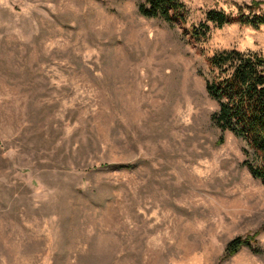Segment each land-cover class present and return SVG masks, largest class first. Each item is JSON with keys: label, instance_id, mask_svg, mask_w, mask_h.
<instances>
[{"label": "rangeland", "instance_id": "obj_1", "mask_svg": "<svg viewBox=\"0 0 264 264\" xmlns=\"http://www.w3.org/2000/svg\"><path fill=\"white\" fill-rule=\"evenodd\" d=\"M144 1L0 0V264H264V232L226 255L264 186L206 91L214 54L264 53V25L207 13L264 0H181L175 24Z\"/></svg>", "mask_w": 264, "mask_h": 264}, {"label": "trees", "instance_id": "obj_2", "mask_svg": "<svg viewBox=\"0 0 264 264\" xmlns=\"http://www.w3.org/2000/svg\"><path fill=\"white\" fill-rule=\"evenodd\" d=\"M260 5L259 1L253 2L256 8ZM139 14L146 19L175 24L186 23L188 10L181 0H145L139 6ZM206 19L218 27L236 20L253 27L264 25V15L260 14L244 19L211 10ZM205 35L206 31L192 32L196 40ZM210 65L213 70L206 80V91L219 106L212 116L213 121L223 132L229 131L247 143L252 152L246 150L248 159L243 165L264 186V53L230 49L214 54ZM262 232L264 226L253 234L233 239L226 247V255L232 257L244 247L250 248L254 254H261L257 237Z\"/></svg>", "mask_w": 264, "mask_h": 264}]
</instances>
